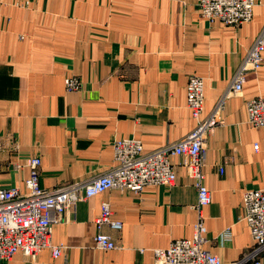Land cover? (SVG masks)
Instances as JSON below:
<instances>
[{"label":"crops","instance_id":"0c3cea01","mask_svg":"<svg viewBox=\"0 0 264 264\" xmlns=\"http://www.w3.org/2000/svg\"><path fill=\"white\" fill-rule=\"evenodd\" d=\"M263 26L264 0L237 27L202 18L195 0H0V178L24 191L29 169L16 164L38 156V183L52 189L113 166L118 139H138L144 152L176 142L195 127L188 77L203 78L206 116ZM73 77L80 86L68 90ZM258 96L264 61L225 100L224 124L206 143L205 247L224 262L255 245L243 194L264 188V128L247 122L246 109ZM172 163V186L111 189L78 202L51 225V243L64 246L60 257L45 248L35 259L18 252L0 264H156L153 250L191 238L198 215L193 179L180 157ZM103 203L121 223L102 227L115 242L110 250L94 242Z\"/></svg>","mask_w":264,"mask_h":264},{"label":"built area","instance_id":"2783aa9c","mask_svg":"<svg viewBox=\"0 0 264 264\" xmlns=\"http://www.w3.org/2000/svg\"><path fill=\"white\" fill-rule=\"evenodd\" d=\"M195 6L200 16L209 22L218 20L227 26L237 27L252 19L255 0H195ZM263 53L264 26L247 50L226 91L206 116H203V78L194 74L188 77L186 105L195 127L176 142L144 152L140 140L118 139L113 144V166L97 176L52 189H44L38 183L40 157H26L24 163L16 164V169L27 167L29 176L24 181V191L4 184L0 178V260H8L18 252L35 259L45 248H50L52 258L60 257L64 246L51 243V225L65 219L78 202L111 189L138 193L150 185L172 186L176 180L172 158L180 157L181 165L193 179L196 189L197 199L193 208L197 211V220L191 238L173 240L167 248L153 250L156 264H264V188L250 189L243 194L244 219L255 245L237 261L224 262L205 247L206 227L202 215V208L211 199L203 174L208 136L224 124L221 112L225 100L242 92L247 76L261 67ZM65 83L68 90L80 86L75 77L66 79ZM246 109L247 122L264 128V97L247 100ZM104 225L115 229L121 227V223L112 218V211L106 203L101 205L100 215L96 218L94 242L98 249H114L116 245L112 237L102 232Z\"/></svg>","mask_w":264,"mask_h":264}]
</instances>
